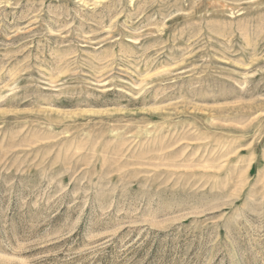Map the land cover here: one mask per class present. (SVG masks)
<instances>
[{
	"label": "rangeland",
	"instance_id": "obj_1",
	"mask_svg": "<svg viewBox=\"0 0 264 264\" xmlns=\"http://www.w3.org/2000/svg\"><path fill=\"white\" fill-rule=\"evenodd\" d=\"M0 264H264V0H0Z\"/></svg>",
	"mask_w": 264,
	"mask_h": 264
}]
</instances>
